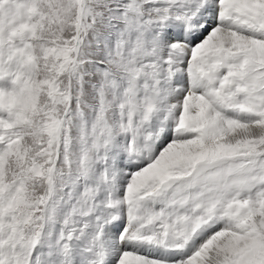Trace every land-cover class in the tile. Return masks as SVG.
<instances>
[{
	"label": "snow or ice",
	"instance_id": "obj_1",
	"mask_svg": "<svg viewBox=\"0 0 264 264\" xmlns=\"http://www.w3.org/2000/svg\"><path fill=\"white\" fill-rule=\"evenodd\" d=\"M0 264H264V0H0Z\"/></svg>",
	"mask_w": 264,
	"mask_h": 264
}]
</instances>
